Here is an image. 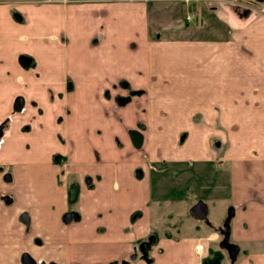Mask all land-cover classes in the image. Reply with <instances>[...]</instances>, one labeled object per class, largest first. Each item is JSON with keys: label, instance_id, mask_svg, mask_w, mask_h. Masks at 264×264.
Masks as SVG:
<instances>
[{"label": "crops", "instance_id": "1", "mask_svg": "<svg viewBox=\"0 0 264 264\" xmlns=\"http://www.w3.org/2000/svg\"><path fill=\"white\" fill-rule=\"evenodd\" d=\"M163 5L0 0V264H24L25 256L37 264H207L216 253L221 264H233L220 248L230 210L227 232L241 250L235 264H264V144L254 159H243L250 156L247 149L230 154L228 162L217 164L218 178L209 166L193 173L202 181L198 198L206 196V225L179 219L183 195L197 181L191 175L180 170L170 191L166 180L154 183L155 174H164L158 167L163 162L192 160L173 154L174 139L162 149L155 133L154 120H168L162 102L169 92L188 86L173 83L171 76L181 74L169 69L173 58L203 61L190 74L204 79L214 70L217 78L214 85L203 81L194 89L208 101L194 102L191 110L211 114L219 108L231 119L236 111L228 115L217 101L234 93L233 109L254 116V108L264 106V17L235 5L231 23L239 31L229 44L173 48L171 41L153 39L154 13L165 12ZM179 27L178 21L170 30ZM196 45L210 52L195 54ZM191 48L192 55L182 54ZM208 55L212 67L206 70ZM23 57L30 60L26 67ZM136 92L142 95L119 103ZM18 98L25 101L21 112L14 110ZM179 114L190 118L189 111ZM132 130L144 135L140 149ZM261 132L264 141V128ZM215 156L202 149L192 158L210 165ZM71 187L78 192L75 203ZM69 213L79 220L65 223Z\"/></svg>", "mask_w": 264, "mask_h": 264}, {"label": "rangeland", "instance_id": "2", "mask_svg": "<svg viewBox=\"0 0 264 264\" xmlns=\"http://www.w3.org/2000/svg\"><path fill=\"white\" fill-rule=\"evenodd\" d=\"M158 2L163 4L166 3V7L163 5L162 8H165V12H162L161 10L159 13H154L157 30H153V39L158 41H171L173 42V48H176L174 47L175 45H183L188 42L209 43L220 41L223 44H229L232 40L233 33L239 31V28L231 23L232 16L235 15L236 12L235 5L244 6L243 8L248 9L253 16H257L258 18L264 17V0H158ZM197 11H201L202 14L198 15ZM187 15L192 16L191 22L187 21ZM178 21L180 27L175 30H170L171 28H174ZM158 30L159 32L157 33ZM191 50L192 48L185 49L182 51V54L185 53L192 55L193 53L210 52L207 51L208 49L200 50L197 45L193 53H191ZM225 52L228 53V49ZM175 55H177V53H175L174 56ZM209 58V55L205 58V64H207L206 70L212 67L208 66L212 63V60ZM191 59H185L186 63L184 64L183 57H181L180 60L179 58H173L172 67H169V69H172L173 72H181V74L171 76L173 83L181 86V82L184 83L187 81L188 86L186 88L178 87L179 89H176L177 91L174 90L175 92H169V100L162 102L164 107L162 116L168 120H154L155 130L157 132L154 131L156 135L162 139V144H160L162 149H168L169 146H171L170 141L174 139L176 141L175 145L177 146H174L172 150L173 154L182 157L189 156L192 160L179 164L163 162V165L158 167L162 168L161 171H164V174H155L154 183L155 186H157L156 184L159 183L160 180H166L168 184H171L168 189V191H170V188L173 187L172 185H176L178 179L182 176L180 170L183 171V176L191 175V181H197H195V183L193 182L192 190L190 189L186 192V195H183L185 196L184 199L187 200L186 203L179 208V219L181 221H186L187 218H189V220H193V222H196L199 225H206L207 221H196L190 217L189 214L192 207H194L195 201L197 203L206 201V196L204 195L198 198V196H201L202 194L198 181H202L198 180L200 179L199 176H195L193 173L202 166H209L212 168L211 176L215 172L217 173L218 178L220 176V168L217 164H222L221 162H224L225 160L228 162L230 160V154L235 151L241 152L242 150L244 151L247 149L246 153L250 156L246 155V158L243 157V159L257 158L258 154L261 153L264 144L261 132L264 128V106L259 104L260 108H254V116H252L245 110L240 111L241 107L234 108L235 110L233 109L231 104L233 102V96L235 95L234 93H223L217 103L227 108L228 115L231 109V112L236 111L237 115H234L235 117H231L230 119V115L228 116L230 120H228L226 114H224L225 111L223 109L215 108L211 114L199 109L191 110L194 105L197 107L198 101L205 99V103L208 101L207 95L199 94L200 89H194L197 86H200L203 81L204 83L206 82V84L214 85V79H217L214 78V70H212V76L204 77V79L199 76L200 74H190L191 71L197 69L195 65H201L203 63V61L195 63V61H191ZM224 73L225 71L219 75L218 80H221V82L225 79V76H222ZM220 86L221 88H224V84H220L219 87ZM206 90L210 89L207 88ZM140 95H142V92H140ZM130 96L133 98L132 94ZM185 100H188V102L181 104L184 103ZM209 101L214 100L209 98ZM194 102L197 103L195 104ZM175 103H178L179 105L175 106ZM178 109L181 110L179 111ZM188 111L190 113L189 120H187L184 114H179V112L186 113ZM239 111L240 113H237ZM176 116L178 118H176ZM234 127L237 131L236 139ZM138 129L140 131L145 130L144 125L140 124ZM164 139L167 140V145L163 143ZM202 149L207 150L212 155H216L217 162L208 165L194 161L192 156ZM191 191H193V193ZM207 193L208 192H206V194ZM222 239L223 236L221 233V241Z\"/></svg>", "mask_w": 264, "mask_h": 264}, {"label": "water", "instance_id": "3", "mask_svg": "<svg viewBox=\"0 0 264 264\" xmlns=\"http://www.w3.org/2000/svg\"><path fill=\"white\" fill-rule=\"evenodd\" d=\"M21 64L24 67H26L27 65L30 64V60L28 58L23 57V58H21ZM134 95H140V92H136V93L132 94V96H134ZM131 99H132L131 96L128 98H121L119 100V103L123 104L127 101H130ZM24 106H25L24 99L18 98L16 100L15 106H14L15 112H21L23 110ZM129 135L131 137V140H132L135 148H137V149L142 148L143 143H144V135L142 134V132H140L138 130H132L129 132ZM3 136H4V129H3V126H0V139H2ZM139 174H141V172H139L138 175ZM208 215H209L208 206L203 202L198 203L191 210V216L193 218H195L196 220H199V221L207 220ZM233 215H234V210H230L229 214H228V218H227L226 223H225L226 228L229 226ZM77 220H79V215L77 213H69L64 218V222L67 224L72 223V221H77ZM222 236H223V239L220 243V248L223 251L227 252L230 261L233 264H235L238 260L239 254L241 252L240 247L237 244L231 242L230 233H228L226 230H224L222 232ZM23 262H24V264H37L33 260H31V258H29L27 256L24 257Z\"/></svg>", "mask_w": 264, "mask_h": 264}, {"label": "trees", "instance_id": "4", "mask_svg": "<svg viewBox=\"0 0 264 264\" xmlns=\"http://www.w3.org/2000/svg\"><path fill=\"white\" fill-rule=\"evenodd\" d=\"M58 159H61V158H59L58 156L55 157V161H58ZM77 198H78V192H77V190L76 189H73L71 187V189H70V201H71V203H75L76 200H77ZM224 230L228 231V228L227 229L224 228ZM222 260H223V258L221 256V254L220 253H216L215 256H214V258L211 259V260H209L207 262V264H221L222 263Z\"/></svg>", "mask_w": 264, "mask_h": 264}, {"label": "built area", "instance_id": "5", "mask_svg": "<svg viewBox=\"0 0 264 264\" xmlns=\"http://www.w3.org/2000/svg\"><path fill=\"white\" fill-rule=\"evenodd\" d=\"M186 19H187L188 22H191L192 16L191 15H187Z\"/></svg>", "mask_w": 264, "mask_h": 264}]
</instances>
